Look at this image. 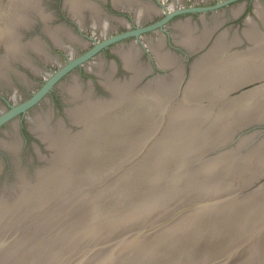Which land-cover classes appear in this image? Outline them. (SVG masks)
Masks as SVG:
<instances>
[{"label": "rangeland", "instance_id": "obj_1", "mask_svg": "<svg viewBox=\"0 0 264 264\" xmlns=\"http://www.w3.org/2000/svg\"><path fill=\"white\" fill-rule=\"evenodd\" d=\"M91 1L104 5L112 15L119 13L132 21L137 19L132 11L114 10L110 6H113L111 0ZM171 1L164 0L162 5L161 0H140L136 5L144 8L151 2L167 7ZM261 1L264 0H246L244 9L237 15L233 13V8L243 4L242 0L207 10L204 16L201 12H181L170 17L161 28L142 32L143 51L140 56L137 52L139 66L146 68L140 80L142 85L147 81L148 84L158 81L163 84L171 79L169 74L176 66H160L145 41L152 38L160 49L167 51L160 31L172 33L171 38L177 42L178 37L173 35L174 31L177 32L175 23L185 21L188 16H191L188 23L195 34L202 31L204 23L212 29L202 49L193 53L192 60L205 53L215 37L224 30L228 40L235 36L240 38L238 44L234 43L222 52L223 62L217 68L233 74L236 73L233 70L235 65L237 69L255 70L246 73L247 76H222L217 73L210 75L211 79L205 76L193 79L196 76L190 77V74L197 61L188 70L189 76H182V60L168 51L180 67L176 76L180 80L169 106L166 102L157 107L153 118L150 114L145 123H138L132 128V136L137 135V140L126 143H120V139L110 141L107 147L110 150L104 159L83 158L78 171L74 169L76 176L60 190L56 188L59 184L54 181L69 169L62 170L63 174L49 180L44 185V192L36 194L31 187L36 180L34 171L42 163L37 153L47 152L45 143L32 130L27 134L28 141L24 142L14 135L8 138L17 141L18 154L9 163L0 159V202L9 200L8 204H13V210L9 211L17 219L9 223L2 220L0 223V250L11 249L8 251L13 257L21 254L26 264H264V134L249 135L254 125L246 128L251 122L264 119V2ZM10 2L0 0V9L6 8ZM60 2L55 6L54 0H47L45 12L50 13V9L57 8L60 11ZM179 2L183 5L177 9L215 5L218 0ZM100 10L98 16H101ZM88 13H85L84 21L91 26V18L95 14ZM145 15L140 19L142 26L160 20L165 11ZM215 17L219 23L213 26ZM245 17L252 18L249 26H246ZM48 22L51 26H61L63 30L68 29L71 23L61 12L51 14ZM250 26L253 28L249 30L256 34L254 39H249L244 33V27ZM119 28L124 30L123 25ZM87 29L81 33L77 28L75 31L87 38L90 36ZM76 35L78 39L69 40L65 33L61 34L67 44L79 53L90 49L91 44L85 45L82 37ZM131 37L127 36L124 40L129 41ZM70 49L64 50L69 52ZM58 51L66 59L67 52ZM236 53L238 56L232 55ZM150 60L155 62L156 71L162 72L160 76L152 74ZM48 66L56 69L55 66ZM71 71L72 68L66 70L57 82L71 83L72 77L67 76ZM237 73L240 71L237 70ZM217 76L228 80L211 85ZM118 77L120 80L129 78L112 76L114 79ZM186 88L192 90L190 94L183 95ZM83 89L85 91L87 87ZM132 100L129 98L126 104L132 103ZM150 106L151 103H148L143 111H149ZM173 106L176 107L173 119L168 120L165 109ZM64 116H67L66 111ZM66 127L75 130L71 122ZM240 130L245 131L244 135L239 136ZM31 140L38 145L33 146ZM81 168L85 172L80 175ZM17 172L23 173V177L25 175L27 186L14 182ZM25 186L26 191L29 188L27 193L30 192V195L25 201H20L18 199ZM42 196L44 200L40 199ZM26 202L32 205L27 204L25 209ZM1 211L5 213L8 210L2 207ZM3 216L7 218L6 213ZM4 238L10 239V242L4 241ZM2 254L0 259L11 257H3Z\"/></svg>", "mask_w": 264, "mask_h": 264}, {"label": "bare ground", "instance_id": "obj_2", "mask_svg": "<svg viewBox=\"0 0 264 264\" xmlns=\"http://www.w3.org/2000/svg\"><path fill=\"white\" fill-rule=\"evenodd\" d=\"M41 1L42 0H11L10 4L7 5L6 8L0 9V47H2L3 49L2 53L0 54V76H2V74H5L6 69L11 66L10 62L12 60L18 59L20 61H25V58L27 55L24 54V51L26 47H29L30 49H34L35 51H38L39 53L42 52L43 47L40 48L41 41L38 40L37 38H33L30 40H26V41L21 39V36H22L21 31L25 27L30 26L32 22L36 20L35 19L36 16L42 20L43 22L42 28L45 31V33L49 35L53 44L62 49L71 48L69 51H72V53L70 54H72L73 56V49L75 48L67 44L66 39L74 40L78 38H76V35L73 32L71 33L70 29H69L70 31L68 29L63 30L64 28H62L59 25L51 26L50 24H48L49 18L51 17V13L45 12L44 6H43L44 4L42 5ZM111 1L113 4V7L116 9H119L125 12H131V11L134 12L137 20L138 19L140 20L143 16H146L145 14H148L149 16H151L154 13L161 14L164 11L174 10L178 8L179 7L178 5L180 4L179 0H172L170 3H168L167 7H162V5H164V0H161L163 2L162 5L160 4L161 6H156L154 3L151 4V2H149L147 7L143 8L141 6L136 5L140 0H111ZM195 1L198 2L199 0H195ZM18 3H22V4L18 5ZM62 4H63L64 9L68 11V13L74 18V20L78 23V25L81 28H86L87 26L86 22L84 21V16L87 11L90 13V15L95 14L91 18L92 23H91L90 29H92V31L99 29L103 33L106 31V28L109 29L111 28V26H113L112 23L109 22L108 20L101 21L98 19L99 16L97 15V13L100 10L99 5H97V3L91 0H63ZM16 7H19V8H16ZM242 9H243V4H239L238 6L233 8V13L237 15ZM216 19H217L216 17L213 19L214 20L213 26L219 21V19L218 20ZM250 19L252 20V18L250 17L249 18L245 17L244 21L246 23V26H249V22H251ZM116 20L126 26L130 24V22L123 17H118L116 18ZM189 20H191L190 17H186L185 21L176 22L175 27L177 28V32L174 31L173 35L175 34L174 36L178 37L176 38L177 39L176 41L184 45L185 47H187L189 51L193 52L198 49L201 50L204 43L206 42L208 38L210 30L212 29L208 28L209 25L206 27V23H204V28L202 29V31H200L199 34H195L192 29V26H190V24L188 23ZM100 21L102 22L101 24H100ZM244 28H245L244 33L249 36V39H254L256 37L255 31L249 30L250 28H253L252 26L248 28L246 27ZM66 30L69 31V33ZM62 32L65 33L66 35L65 37H67L65 40L63 39V36H61V34H63ZM176 33L179 36L176 35ZM225 33H224V30L223 32L221 31L212 41V44L209 47V49L206 50L205 53L203 52L200 55H198L197 58L193 61V63L197 61L196 63H194V66L192 67L191 74H190L191 77L196 76L193 79H196L199 76H205L211 79L210 75L215 76V74L217 73L222 74V76H233V75L234 76H242V75L247 76L246 73L255 70V68L246 69L243 67L237 69V65H235L234 66L235 69L233 70H236V73L233 74V72L226 73L222 69L217 68V65L220 62H223V59L221 57V55H223L222 52H225L226 49H228V47L231 46L232 44L237 43V42L239 43L238 41L240 38L239 36H235V38H233L230 41L226 38ZM145 42H146V45L154 52L156 60L160 66L172 67L176 65L173 69L174 71L172 70L171 71L172 73L169 74L171 76V79L167 80L166 82H163V84H161V82L159 83V81L156 82V84L155 83L148 84V81H147L146 83H144L146 85L144 84L142 85V83H140V80L142 78V75L144 74L143 73L144 70L146 71V68L145 69L141 68L142 66H139V63L136 61L137 50L135 49V46L132 43L131 45H133L132 47L134 48L130 47L124 50H121V48H118V50L116 49L117 52L119 53L118 55H120L122 59L123 66L127 70L130 71L129 78L123 79V80H120L118 78L114 79L110 75L109 71L108 73H105V74H98L101 72L100 69H99L100 72L97 71L98 72L97 74L99 75L98 76L99 82H101L104 88L107 89L109 92L107 97L93 98L91 96L90 90L88 89L86 91H82L80 89V86L77 85L78 84L76 83L77 81L75 82V80H74L75 83H68V84L64 83L66 85L64 86L63 89L68 94V97L66 96L65 99L69 103L68 104L69 106L65 108V111H66L69 121L75 126V130H71L70 128H67L68 126L66 127L65 125H63L62 124L63 121L60 120V118H59V121H60L59 123L56 121L58 124L54 123L56 125H52V123L51 124L48 123L47 122L48 120H45L44 117H42L43 115L41 111H40L41 115L39 113V115L37 116L34 115L35 117L33 116L29 117L28 119L29 126L32 132H34L35 135L38 138H40L41 142L45 143V146L44 145L43 146L46 147L45 149H47L46 153L45 152L42 153L41 151L40 152L37 151L38 153L36 152L38 154L39 160L42 162L40 163V165L38 164V166L36 167L34 171V180L35 179L36 180H35V183L31 186L33 187V190L35 191L36 194L38 191L44 192L43 190L45 188L44 185L47 184L49 180L53 179L55 175L63 174L64 172H62V170L69 169L64 175H62L61 177H59L58 179L54 181L56 182V184H59V186L56 185V188H59V190L65 187L63 185L69 184L68 182L70 181V179L76 176L74 173V169L76 172L78 171L79 165L83 163V158L86 157L88 158V160L89 159L93 160L94 157H96L95 160L97 159L101 160L105 158V155L110 150L109 148H107L108 143L110 141H115L117 139H120L119 140L120 143H126L128 140H131V141L137 140L138 138L137 135L134 137L132 136V132H131L132 128L137 127L138 123L139 124L145 123L144 120L147 117H149L150 114L152 115V118H153L154 117L153 111H155L157 107H162V105H164V103L166 102H167L166 104L169 106L170 102H172L171 100H172V97L174 96L173 95L174 91L176 87H178V81L180 80L178 79V77H176L180 73V72L178 73L180 67H178L177 62L173 59V54L171 55L168 52V50L163 51L162 49H160L159 48L160 45L157 44L156 42L155 44L152 38L147 39ZM43 54H44L43 59L49 60L50 55H48L47 52H44ZM232 55L238 56V53L232 54ZM239 56H242V55L239 54ZM228 60L230 61L234 59H228ZM210 62H213V63L210 64ZM29 63L30 62H28L27 64ZM86 65H87L86 67L87 70L89 67H92L91 64H86ZM237 70L240 71V73H237ZM5 75H7V73ZM222 76H217L214 83H211V85L213 84L215 86L216 84H219V83L222 84V81L228 80V78H225V77L221 79L220 77ZM202 81H204V78L202 79ZM196 83H198L197 80H196ZM191 90H192L191 88L188 90L186 88V90L183 91V95L185 93L186 95L190 94ZM263 91H264V88H263ZM129 98H131V100L133 98L134 101L132 100L133 101L132 103L130 102L126 104ZM148 103H151L150 110L145 112L143 110L145 109L144 107L148 106ZM175 109H176L175 106L165 109L166 110L165 114H168V120L172 118V114ZM169 114L171 116H169ZM166 136L167 134L165 135V138H167ZM1 140L3 141L2 138ZM164 140L165 139L163 138V141ZM16 142L9 140V141H3V143L2 142L1 143H2V146L6 148V150L8 149L12 151L13 153L14 152L16 153L18 152L16 150L17 149ZM158 143L159 142H157V144ZM89 156L91 158H89ZM80 170L81 171L79 174L80 175L81 173L84 174L85 170L82 168ZM17 174H18L17 178L14 182H20L21 184L23 183L25 184L26 183L24 181L25 175L23 177V173L21 172L20 173L17 172ZM12 185L13 184H11L10 186ZM26 186L23 189V194L18 199L20 201H25L27 197L30 195V192L27 193L29 191V188L26 191V188H27ZM10 188L12 189V187ZM40 199L44 200L45 197L42 196ZM34 202L36 203V201ZM8 203H9V200L3 201V203L0 202V213L2 214L4 213L1 211L2 207H5V209L8 210L7 212H5L7 218H3L4 217L3 215H5V213L3 215H0V223L2 222V220L5 221V223L6 222L9 223L10 221L17 219L15 218L16 216L13 218L12 217L13 213L9 211V210H13V204H8ZM24 204H26L24 205L25 209L28 208L29 204L32 205L31 203L28 204L27 202ZM36 206L39 207L40 205H35V207ZM9 236H7V238ZM9 238L11 239L12 237H9ZM4 239H5L4 241L8 240L6 238ZM8 249L6 251L5 250L3 251V249L0 250V254L3 253L2 254L3 257H6L7 255L11 256V257L7 256L6 258L2 257L3 259H0V264H26L24 262V259L21 258L22 256L21 254H19V256L17 257H13V255H11L12 252H9L11 249H9V251Z\"/></svg>", "mask_w": 264, "mask_h": 264}, {"label": "flooded vegetation", "instance_id": "obj_3", "mask_svg": "<svg viewBox=\"0 0 264 264\" xmlns=\"http://www.w3.org/2000/svg\"><path fill=\"white\" fill-rule=\"evenodd\" d=\"M59 1L60 0H54V3H55L54 5L58 6ZM60 3H61L60 8H59L60 11H58V8L50 9L51 10L50 13L52 15L60 14V12L64 13L68 22H71L70 25H68L69 26L68 29H71L73 33H75V35L76 34L80 35L79 32L81 33L83 29L89 28L90 36H86L87 38H84L83 37L84 35L82 34L83 36L80 35L82 39L81 38L80 39L83 41L85 45L90 43L91 44L90 49H87L81 53H79L77 49H73V56H72V54H70L72 53V51L68 52L67 50H64L58 46H55L50 38H49L50 40L47 39V34L42 28L43 22L39 17L36 16L35 17L36 20L33 21L30 26L25 27L21 31V35H22L21 39L26 41V40H30L33 38H37L38 40L41 41L40 48L43 47L42 52L39 53L38 51H35L34 49H30L29 47H26L24 51V54L27 55L25 58V61H20L18 59L12 60L10 62L11 66L7 68L5 71V74L7 73V75L2 74V76H0V117L4 116L5 114L10 112L14 108L28 102L35 94H37L42 89V87L46 84L48 80H50L53 76L57 75V72L66 63H68L69 60L71 61L83 55L84 53L94 48L96 44L102 42L103 40L119 35L127 30H132V29L142 26L139 19L138 20L133 19L132 21V19H130L129 17H126V15L124 14L115 13L114 15H112V12L107 7H105L101 3L96 2L100 6L99 8H101L99 15H101L102 17L101 16L99 17L103 20L104 19L108 20L109 22L112 23L113 26H111V28L109 29L107 28L106 31L103 33L99 29L92 31V29H90V25H87V23H86L87 25L86 28H81L78 25V23L74 20V18L68 13V11L64 9L63 4H62L63 0H61ZM41 4L42 5L44 4L43 5L44 10L48 8L47 0H42ZM110 4L112 3L110 2ZM182 5L183 3L181 2L178 6L180 7ZM110 6L113 7L112 5ZM63 9L66 11V13L63 11ZM114 10L125 12V11H122L116 8H114ZM204 15L205 13L203 14V16ZM123 16L126 18V20L130 22L129 25L126 26L116 20V18L123 17ZM115 22H117L118 25H116ZM119 25H123L124 30H121V28H119ZM76 28L79 30L78 33L75 31ZM87 30L88 29H86L85 31ZM141 33L134 34V35H128V36H132L129 41L124 40V38H126L127 36L117 38L113 40L112 42L106 44L105 46H101L98 50L90 54L86 59L82 60L80 63L71 67L72 71L70 74L67 75V76L72 77L71 83H75L77 81L76 83H78L81 90H84L83 88L87 87L86 90L88 89L90 90L91 96L93 98L107 97L109 92L107 89L104 88L101 82H99V77L97 78V76H99L98 74H105L106 72L109 71L111 76H129L130 75L128 74L129 70H127L121 63L122 61H121L120 55H118L119 53L117 52V50L118 48H121V50H124L134 45L135 49L138 52V55L140 56L141 52L143 51V47H142L143 44H142V41L140 40L142 38ZM160 33L164 36L165 49H167L170 53H173L177 57V59L182 60V66H183L182 76H189L190 72L188 70L191 67V62H192L191 57L193 56V54L190 53L187 47H185L184 45L180 43L175 42L174 38L173 39L171 38L173 37L172 33L170 34L165 30L160 31ZM116 40H120V41L116 42ZM132 43L133 45L131 46ZM58 49L63 52L64 51L67 52L68 55L65 56L66 59L62 57ZM2 51L3 49L2 47H0V54L2 53ZM44 52H47L48 55H50L49 60L43 59ZM138 55H136V61L140 64ZM26 62L27 63L30 62V63L27 64ZM86 64H91L92 67H89L87 70ZM48 65L55 66L56 69ZM156 67L157 66L155 62L150 60L149 69L151 70L153 69L154 71L152 72V74L154 75L157 74L160 76L162 72L156 71L157 70ZM97 68L101 69L103 72L105 70V73L103 72L98 73ZM62 74H60L59 77L55 78V80L52 82L50 87L44 93H42L34 102L29 103L24 109L14 112L12 115L8 116L7 118H5L4 120L0 122V141L2 143L3 141H9L8 138H10L11 136L13 138V135L19 138H22L24 142L28 141L29 138L27 134H30L31 132L28 119L29 117H32V116L35 117L39 115V113L41 115V112L43 115L42 117H44L45 120H48L47 122L50 124L60 122L59 118L60 120L63 121L62 123L65 126L67 123L70 122L69 120H67L68 117L64 116L65 107L68 105V102L65 99L66 97L65 93L67 92L63 89L66 84H64L62 81L57 82L58 78H60ZM118 79H121V78L118 77ZM57 115H60V116L56 120L55 118L57 117ZM14 128L17 130V132ZM6 133L9 135H7ZM1 138L3 139V141L1 140ZM31 142L33 146L38 145L35 140L33 141L31 140ZM2 143L0 144V159L9 163L10 161H12V157L17 156V153L15 152L13 153L12 151L8 149L6 150V148L2 146Z\"/></svg>", "mask_w": 264, "mask_h": 264}, {"label": "water", "instance_id": "obj_4", "mask_svg": "<svg viewBox=\"0 0 264 264\" xmlns=\"http://www.w3.org/2000/svg\"><path fill=\"white\" fill-rule=\"evenodd\" d=\"M231 1H234V0H218V2H216L215 5L191 6L189 8L174 9V10H171V11H165L164 17L161 18L160 20L156 21V22H153V23L148 24L146 26L137 27V28L132 29V30H127V31H125V32H123V33H121L119 35H116V36H113V37L108 38L106 40H103L102 42L96 44V46L94 48H92L88 52L84 53L83 55H81V56H79V57H77V58H75V59H73L71 61L69 60L68 63H66L57 72V75L56 76H53L50 80H48L46 82V84L42 87V89L37 94H35L28 102H26V103H24V104H22V105H20V106H18L16 108H14L13 110H11L10 112H8L4 116L0 117V122L2 120H4L5 118H7L8 116L12 115L14 112H17L19 110L24 109L29 103L34 102L42 93H44L50 87V85L55 80V78L59 77L60 74L64 73L66 70L70 69L71 67L75 66L76 64L80 63L82 60L86 59L90 54H92L94 51L98 50L101 46H105L106 44H108V43L112 42L113 40H115L117 38H120V37H124V36H128V35H134V34H139L141 32H144V31H147V30H151L153 28L160 27L170 17H172L174 14H178V13H181V12H201L202 14H204V12L207 11V10L215 9V8H217V7L221 6V5H224V4L228 3V2H231ZM242 3L245 6L246 0H242ZM244 6H243V9H244ZM188 17L191 18V16H188ZM197 51H200V50L198 49V50L193 51V52L190 51V53L193 54V53H195ZM196 58H197V56L193 58V60L191 62V65H192L193 61ZM250 125H254V128L253 129H250L249 132L247 131L249 135H253V136L256 135V136H258V135L264 134V119H262L260 121L259 120L253 121L250 124H248L246 126V128L250 127ZM240 131L241 132H240L239 136L242 133H245L244 130H240ZM242 135H244V134H242Z\"/></svg>", "mask_w": 264, "mask_h": 264}]
</instances>
